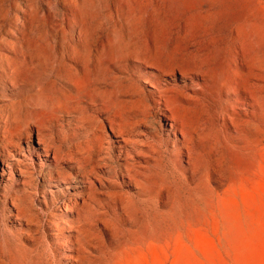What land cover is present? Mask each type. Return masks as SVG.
Wrapping results in <instances>:
<instances>
[{"label":"rangeland","instance_id":"obj_1","mask_svg":"<svg viewBox=\"0 0 264 264\" xmlns=\"http://www.w3.org/2000/svg\"><path fill=\"white\" fill-rule=\"evenodd\" d=\"M150 82L173 89L172 109L192 134L188 146L165 105L155 104ZM225 83L242 85L247 101L235 104ZM112 114L135 130L120 156ZM15 132L26 157L5 146ZM0 135L5 264H55L54 252L61 264H264V0H0ZM104 137L111 147L101 148ZM55 150L75 161L57 168ZM75 150L86 152L85 169L69 154ZM107 166L117 175L107 176ZM13 204L28 222L16 219ZM29 225L40 234V244L28 246L32 255L13 238Z\"/></svg>","mask_w":264,"mask_h":264},{"label":"bare ground","instance_id":"obj_2","mask_svg":"<svg viewBox=\"0 0 264 264\" xmlns=\"http://www.w3.org/2000/svg\"><path fill=\"white\" fill-rule=\"evenodd\" d=\"M119 36V35H118ZM122 36V35H121ZM186 36V35H185ZM118 38V37H117ZM119 38H121V37H119ZM118 38V39H119ZM131 39V38H130ZM135 39V38H134ZM133 40V39H132ZM131 40V41H132ZM136 40V39H135ZM123 41V40H122ZM129 41V40H128ZM134 41V40H133ZM111 42H109V44H110ZM124 43V42H123ZM136 43V42H135ZM138 43V42H137ZM127 44V43H126ZM130 44V43H129ZM133 44V43H132ZM131 45V44H130ZM133 46V45H132ZM134 47V46H133ZM132 47V48H133ZM140 50V49H139ZM136 52V51H135ZM134 52V53H135ZM143 52V51H142ZM133 53V52H132ZM140 54V53H139ZM191 54V53H190ZM135 55V54H134ZM137 55V54H136ZM141 55V54H140ZM145 56V55H144ZM136 57V56H135ZM146 57H148V55L146 56ZM76 58V57H75ZM140 58V57H139ZM150 58V57H149ZM193 58V57H192ZM197 58V57H196ZM133 59H135V58H133ZM82 60H84V58H82ZM99 60V59H98ZM144 60V59H143ZM86 61V60H85ZM97 61V60H96ZM142 61V60H141ZM150 61V60H149ZM148 61V62H149ZM183 61V60H182ZM196 61V60H195ZM194 61V62H195ZM137 62V61H136ZM147 62V63H148ZM198 62V61H197ZM204 62V61H203ZM83 63V62H82ZM87 63V62H86ZM138 63V62H137ZM140 63V62H139ZM182 63V62H181ZM184 63H185V61H184ZM205 63V62H204ZM150 64V63H149ZM149 64H146V65H149ZM195 64H197V63H195ZM202 64V63H201ZM207 64V63H206ZM69 65V64H68ZM67 65V66H68ZM77 65V64H76ZM153 65V64H152ZM185 65H186V63H185ZM205 65V64H204ZM209 65V64H208ZM71 66H72V64H71ZM70 66V67H71ZM157 66V65H156ZM179 66V65H178ZM189 66V65H188ZM75 67V66H74ZM87 67V66H86ZM139 67V66H138ZM148 67V66H147ZM150 67H151V65H150ZM149 67V68H150ZM159 67V66H158ZM169 67V66H168ZM190 67H191V65H190ZM198 67V66H197ZM77 68V67H76ZM152 68H154V67H152ZM156 69H157V67H155ZM162 68V67H161ZM170 68V67H169ZM179 68V67H178ZM184 68H186V67H184ZM205 67L204 66H202V67H198V71L200 72V73H202V75H204L205 77H208L209 75H208V71H207V68H206V70L204 69ZM78 69H80V68H78ZM86 69V68H85ZM138 69V68H137ZM191 69V68H190ZM194 69V68H193ZM71 70V69H70ZM74 70H76V69H74ZM87 70V69H86ZM164 70V69H163ZM162 70V71H163ZM167 70V69H166ZM169 70V69H168ZM167 70V71H168ZM174 71H175V69H173ZM211 70V69H210ZM157 71H158V69H157ZM172 71V70H171ZM180 72H181V70H179ZM185 71V70H184ZM197 71V72H198ZM72 72V71H71ZM75 72V71H74ZM116 72V71H115ZM160 73H161V71H159ZM187 72V71H186ZM191 72H193L192 70H191ZM170 72H168V73H166V74H169ZM174 73V72H173ZM176 73H177V71H176ZM195 73H196V71H195ZM73 74V73H72ZM139 74V73H138ZM143 74V73H142ZM163 74H165V73H163ZM163 74H161V75H163ZM188 74H189V72H188ZM94 75V74H93ZM97 75V74H96ZM95 75V76H96ZM130 75V74H129ZM128 75V76H129ZM171 75H172V73H171ZM183 75V74H182ZM193 75H195V74H193ZM157 76H158V74H157ZM156 76V77H157ZM170 76V75H169ZM210 76H211V74H210ZM210 76H209V78H210ZM74 77V76H73ZM125 77H126V75H125ZM132 77H134V76H132ZM131 77V78H132ZM183 77L186 79V78H190L189 76H187V75H183ZM86 78V77H85ZM84 78V79H85ZM123 78V77H122ZM146 78V77H145ZM153 78V77H152ZM151 78V79H152ZM73 79V78H72ZM124 79V78H123ZM128 79V78H127ZM159 79V78H158ZM192 79V78H191ZM190 79V80H191ZM206 79V78H205ZM218 79V78H217ZM122 80V79H121ZM145 80H147V79H145ZM12 81V80H11ZM68 81V80H67ZM72 81V80H71ZM123 81V80H122ZM129 81V80H128ZM134 81H137L136 79L134 80ZM160 81V80H159ZM207 81V80H206ZM215 81V80H214ZM17 82V81H16ZM73 82V81H72ZM124 82V81H123ZM130 82V81H129ZM133 82V81H132ZM149 82V81H148ZM213 82V81H212ZM232 82L233 81H231V84H232ZM75 83V82H74ZM161 83H162V81H161ZM205 83H207L208 84V81L207 82H205ZM235 83V82H234ZM233 83V87H228V84H230V83H225V84H223L222 85V88H226L227 87V90H230L231 91V94H233L234 95V97L236 98V102H235V104L237 103V102H241V104H243V103H245L246 101L244 100V101H242V99H240L239 98V95L241 94L240 92H241V90H242V88H244L242 85H240V84H234ZM13 84V83H12ZM87 84V83H86ZM117 84V83H116ZM125 84V83H124ZM215 84H217V82L215 83ZM14 85H15V83H14ZM16 85H17V83H16ZM18 86V85H17ZM110 86V85H109ZM108 86V87H109ZM119 87V86H118ZM148 87L150 88V90L152 89L153 90V92L158 96V100H157V102H155V104H157L158 106H161V105H165V107H166V111H167V113H170V115H168V116H170V120L172 121V128L174 129V131H175V134H176V132H179L180 133V135L182 136V138H183V143H185L187 146H188V144H189V141H190V138H192V134H191V131L188 129V127L187 126H185L184 124H182L181 122H180V120L178 119V117H177V115L175 114V112H174V110L172 109V105H171V102H170V97L168 96V94H169V92H171L173 89H171L170 87H168L167 85H164L163 84V86H161L160 84H155V83H152V82H150V83H148ZM17 88V87H16ZM125 88V87H124ZM14 89V88H13ZM20 89V88H19ZM126 89V88H125ZM124 89V90H125ZM16 91V90H15ZM87 91H89V90H87ZM222 91H223V89H222ZM227 92V91H226ZM153 93V94H154ZM223 93V92H222ZM121 94V93H120ZM123 94H125V92H123ZM122 94V95H123ZM131 94H132V92H131ZM130 94V95H131ZM99 95H101V94H99ZM129 95V94H128ZM232 95V96H233ZM120 96V95H119ZM155 96V95H154ZM231 96V97H232ZM17 97V96H16ZM113 97V96H112ZM156 97V96H155ZM92 98V97H91ZM132 98V97H131ZM149 98V97H148ZM123 99V98H122ZM128 99H130V97L128 98ZM156 99H157V97H156ZM133 100H135V99H133ZM147 100V99H146ZM150 100V99H149ZM257 100V96L253 93V92H251L250 93V104L253 106V103H255V101ZM86 101V100H85ZM98 101V100H97ZM119 102H120V100H118ZM125 101L126 100H124V103H125ZM142 101V100H141ZM144 101V100H143ZM232 101V100H231ZM22 103L24 102V100L23 101H21ZM146 102V101H145ZM131 103H133V102H131ZM135 103H137V102H135ZM140 103H142V102H140ZM149 103V102H148ZM231 103V102H230ZM48 104V103H47ZM88 104H89V102H88ZM88 104L86 105V106H88ZM122 104V103H121ZM29 105V104H28ZM93 105V104H92ZM95 105V104H94ZM126 105V104H125ZM124 105V109H125V107H127V105L125 106ZM143 105V104H142ZM148 105V104H147ZM228 105V104H227ZM39 106V105H38ZM97 106V105H96ZM116 106V105H115ZM123 106V105H122ZM157 106V107H158ZM33 107V106H32ZM41 107V106H40ZM42 107H43V105H42ZM93 107V106H92ZM119 107V106H118ZM120 107H121V105H120ZM135 107V106H134ZM136 107H137V104H136ZM139 107V106H138ZM137 107V108H138ZM146 107V106H145ZM152 107H153V105H152ZM151 107V108H152ZM164 107V108H165ZM35 108V107H34ZM44 108V107H43ZM49 108V107H48ZM47 108V109H48ZM149 108V107H148ZM151 108H149V109H151ZM30 109H31V107H30ZM46 109V110H47ZM90 109V108H89ZM93 109V108H92ZM120 109V108H119ZM118 109V110H119ZM122 109V108H121ZM127 109V108H126ZM129 109V108H128ZM132 109V108H131ZM131 109H130V112H131ZM154 109V108H153ZM229 109V108H228ZM32 110H33V108H32ZM41 110H42V108H41ZM115 110V109H114ZM234 110V109H233ZM90 112H91V110H90ZM128 112H129V110H128ZM152 112H153V110H152ZM16 113V112H15ZM18 113V112H17ZM38 113V112H37ZM42 113V112H41ZM127 113V112H126ZM158 113V112H157ZM165 113V112H164ZM9 114H11V113H9ZM34 114V113H33ZM32 114V115H33ZM90 114H92V113H90ZM123 114V113H122ZM148 114H150V112L148 113ZM147 114V115H148ZM166 114V113H165ZM225 114V113H224ZM8 115V114H7ZM38 115V114H37ZM47 115V114H46ZM95 115V114H94ZM101 115V114H100ZM113 115V114H112ZM111 115V117H109V121H110V125H111V129L112 130H114V131H116L117 132V134L120 136V137H122L123 138V140H122V142H124V144H121L120 142H121V140H120V142L119 141H117V140H115V138H114V140H113V138H112V143H113V146H117V145H120L119 147L117 146L116 147V150H117V155L118 156H120L121 154H122V150L123 149H127V145H130L129 144V142H130V138H131V135L132 134H134V132H135V130H133V129H131V128H129V123H126V121L125 120H123V119H121V117L118 115V114H114L113 116ZM143 115V114H142ZM160 115V114H159ZM232 115H233V113L231 114V113H228V115H226L225 116V120L227 121V120H230L231 118H232ZM10 116V115H9ZM35 116V115H34ZM98 116V115H97ZM106 116V115H105ZM8 117V116H7ZM18 117V116H17ZM100 117V116H99ZM107 117V116H106ZM124 117V116H123ZM147 117V116H146ZM146 117H144V118H146ZM149 117V116H148ZM147 117V118H148ZM19 118V117H18ZM39 118V117H38ZM82 118H84V117H82ZM86 118V117H85ZM89 118V117H88ZM96 118V117H95ZM143 118V119H144ZM155 118V117H154ZM157 118V117H156ZM155 118V119H156ZM8 119V118H7ZM6 119V120H7ZM34 119V118H33ZM36 119V118H35ZM52 119V118H51ZM74 119V118H73ZM141 119V118H140ZM11 120H12V118H11ZM14 120V119H13ZM24 120V119H23ZM49 120V119H48ZM47 120V121H48ZM63 120V119H62ZM61 120V121H62ZM100 120H101V118H100ZM105 120V119H104ZM142 120V119H141ZM146 120V119H145ZM150 120V119H149ZM98 121V120H97ZM137 121V120H136ZM136 121H135V123L134 124H136ZM2 122H3V120H2ZM18 122V121H17ZM72 122H73V120H72ZM75 122H77L76 120H75ZM83 122V121H82ZM101 122V121H100ZM132 122V121H131ZM130 122V123H131ZM138 122V121H137ZM149 122V121H148ZM7 123H8V121H7ZM34 123V122H33ZM50 123V122H49ZM81 123V122H80ZM89 123H90V121H89ZM108 124H109V122H107ZM22 124V123H21ZM47 124V123H46ZM53 124V123H52ZM71 124V123H70ZM79 124V123H78ZM101 124H103V123H101ZM105 124V123H104ZM140 124V123H139ZM141 124H142V121H141ZM140 124V125H141ZM151 124H152V121H151ZM34 125V124H33ZM39 125V124H38ZM43 125V124H42ZM53 125H55V124H53ZM60 125V124H59ZM88 125V124H87ZM5 126V125H4ZM16 126V125H15ZM65 126V125H64ZM67 126V125H66ZM86 126V125H85ZM133 126H135V125H133ZM133 126H131V127H133ZM137 126V125H136ZM135 126V127H136ZM159 126V125H158ZM32 127V126H31ZM35 127V126H34ZM38 127V126H37ZM51 127H52V125H51ZM69 127V126H68ZM99 127H101V126H99ZM12 128H14V127H12ZM19 128V127H18ZM30 128V127H29ZM62 128V127H61ZM140 128V127H139ZM171 128V129H172ZM31 129V128H30ZM79 129V127L77 128V130ZM91 129V128H90ZM13 130V129H12ZM11 130V131H12ZM97 130V129H96ZM141 130V129H140ZM151 130V129H150ZM111 131V130H110ZM113 131V132H114ZM137 131V130H136ZM41 132H42V129H40V136H41ZM68 132V131H67ZM83 132H85V131H83ZM10 133V132H9ZM31 133V132H30ZM59 133V132H58ZM105 133V132H104ZM151 133V132H150ZM5 134V133H4ZM7 134V133H6ZM70 134V133H69ZM94 134V133H93ZM96 134V133H95ZM46 135H47V133H46ZM80 135V134H79ZM97 135V134H96ZM137 135V134H136ZM145 135V134H144ZM1 136V135H0ZM2 136H4V135H2ZM20 136H21V134L19 133V132H15V133H11L10 135H7L6 137H5V142H6V144H5V146L8 148V147H10V148H13V147H16V148H18L20 151H21V153H22V155H24L25 157H26V155H25V153L24 152H22L23 151V149H21V146H20V143H18L17 141H16V139H19L20 138ZM25 136V135H24ZM90 136H93V135H90ZM103 136V135H102ZM59 137V136H58ZM98 137V136H97ZM149 137V136H148ZM152 137V136H151ZM30 138V137H29ZM57 138V137H56ZM62 138V137H61ZM77 138H78V136H77ZM81 138V137H80ZM87 138H89V137H87ZM140 138V137H139ZM25 139V138H24ZM67 139H68V137H67ZM74 139V138H73ZM72 139V140H73ZM103 139V142H102V144H101V148L107 143L108 145H109V147H111V141L109 140V138L108 137H104V138H102ZM134 139V138H133ZM143 139V138H142ZM170 139V138H169ZM23 140V139H22ZM59 140V139H58ZM66 140V139H65ZM70 140V139H69ZM139 140V139H138ZM141 140V139H140ZM173 141H174V143H182V141H178V138H174V139H172ZM75 141V140H74ZM92 141H94L93 140V138H92ZM99 141H100V139H99ZM135 141V140H134ZM133 141V142H134ZM50 142V141H49ZM48 142V143H49ZM85 142V141H84ZM83 142V143H84ZM132 142V141H131ZM132 142V143H133ZM138 142V141H137ZM170 142V141H169ZM82 143V142H81ZM93 143V142H92ZM151 143V142H150ZM26 144H27V142H26ZM40 144V143H39ZM79 144V143H78ZM97 144V143H96ZM149 144V143H148ZM148 144H146V145H148ZM161 144V143H160ZM3 145V144H2ZM65 145V144H64ZM80 145V144H79ZM83 145V144H82ZM132 145V144H131ZM136 145H137V143H136ZM140 145V144H139ZM78 146V145H77ZM100 146V145H99ZM142 146V145H141ZM164 146V145H163ZM1 147V146H0ZM51 147V146H50ZM65 147H66V145H65ZM92 147H93V144H92ZM94 147H96V145L94 146ZM93 147V148H94ZM162 147V146H161ZM29 148V147H28ZM77 148V147H76ZM85 148V147H84ZM87 148V147H86ZM107 148V147H106ZM41 149V148H40ZM74 149V148H73ZM88 149V148H87ZM109 149V148H108ZM156 149V148H155ZM160 149V148H159ZM167 149V148H166ZM180 149V148H179ZM188 149V151H189V154H190V150H189V148H187ZM53 150V149H52ZM77 150V149H76ZM76 150L75 151H68L69 152V154L71 153V154H76V157H78L77 158V161L80 163V166H79V169H85L86 168V166H87V162H86V160H85V158H84V153L86 154V152H82V153H79V152H76ZM78 150H80V148L78 149ZM77 150V151H78ZM85 150V149H84ZM83 150V151H84ZM103 150V149H102ZM137 150V149H136ZM5 151V150H4ZM9 151V150H8ZM18 151V150H17ZM44 151V150H43ZM45 151H46V155L47 154H49V148H47V149H45ZM81 151V150H80ZM97 151V150H96ZM104 151V150H103ZM159 151V150H158ZM7 152V151H6ZM30 152H32L33 154H35L38 158H40L42 155H41V153H40V151L37 149V148H33L32 150L30 149ZM61 152V151H60ZM63 152V151H62ZM68 152L66 153V154H68ZM88 152V151H87ZM102 152V151H101ZM135 152V151H134ZM139 152H141V151H139ZM143 152V151H142ZM152 152H154V151H152ZM160 152V151H159ZM161 152L162 153H164V150H161ZM2 153V152H1ZM18 153V152H17ZM93 153V152H92ZM126 153V152H125ZM130 153V152H129ZM172 153V152H171ZM175 153V152H174ZM9 154H10V151H9ZM95 154V153H94ZM101 154V153H100ZM127 154H128V150H127ZM134 154V153H133ZM141 154V153H140ZM147 154V153H146ZM149 154V153H148ZM153 154V153H152ZM155 154V156L156 155H158L159 153L158 152H155L154 153ZM168 154V153H167ZM19 155V154H18ZM89 155H91V154H89ZM106 155V154H105ZM112 155V154H111ZM161 155V154H160ZM4 156H6V155H4ZM143 156H144V154H143ZM146 156H148V155H146ZM150 156V155H149ZM10 159L11 160H14V158H12V155H10ZM86 157H88V156H86ZM95 157H98V156H95ZM135 156H133V158H134ZM140 157H141V155H140ZM170 157V156H169ZM168 157V158H169ZM47 158V157H46ZM52 158V157H51ZM53 158L55 159V161H56V163H57V168H59V161L60 160H62V159H70L69 161H67V162H72V161H75V159H74V157L72 156V157H69L68 155H62V154H60L57 150H55V152H54V156H53ZM128 158V157H127ZM145 158H147V157H145ZM144 157H143V159H145ZM151 158H152V155H151ZM163 158H164V156H163ZM8 159V158H7ZM74 159V160H73ZM124 159V158H123ZM129 159V158H128ZM136 159V158H135ZM142 159V158H141ZM100 160H102V159H100ZM125 160H126V158H125ZM152 160H154L153 158H152ZM157 160V159H156ZM18 161H20V160H18ZM96 161V160H95ZM104 161L105 162H107V161H109L110 163L112 162V159L111 158H105L104 159ZM121 161V160H120ZM140 161V160H139ZM16 162V161H15ZM23 162V161H22ZM63 162V161H62ZM66 162V163H67ZM98 162V161H97ZM108 162V163H109ZM129 162V161H128ZM136 162V161H135ZM138 162V161H137ZM136 162V163H137ZM157 162V161H156ZM159 162V161H158ZM158 162H157V165H158ZM6 163V162H5ZM53 163H55V162H53ZM74 163V162H73ZM95 163V162H94ZM8 164V163H7ZM6 164V165H7ZM76 164V163H75ZM92 164H93V162H92ZM97 164V163H96ZM126 164V163H125ZM130 164V163H129ZM129 164H128V166H129ZM133 164V163H132ZM135 164V163H134ZM145 164V163H144ZM143 164V165H144ZM61 165V164H60ZM70 165H71V163H70ZM76 165V166H77ZM99 165V164H98ZM17 166V165H16ZM53 166H55V165H53ZM96 166V165H95ZM127 166V165H126ZM152 166V165H151ZM23 167V166H22ZM56 167V166H55ZM92 167V166H91ZM91 167H90V169H91ZM98 167V166H97ZM100 167H101V165H100ZM110 170H108L107 172H106V175L107 176H115V175H117V171H116V169L115 168H113V167H110V166H107ZM118 167V166H117ZM145 167V166H144ZM149 167V166H148ZM6 168V167H5ZM9 168V167H8ZM18 168V167H17ZM64 168V167H63ZM63 168H61V169H63ZM133 168H134V166H133ZM147 168V167H146ZM53 169H55V168H53ZM78 169V168H77ZM89 169V168H88ZM102 169V168H101ZM119 169V168H118ZM24 170V169H23ZM49 170V169H48ZM120 170V169H119ZM125 170V169H124ZM123 170V171H124ZM133 170V169H132ZM131 170V171H132ZM134 170H135V168H134ZM56 171V170H55ZM63 171H64V169H63ZM86 171H88V170H86ZM131 171L129 170V168L127 169L126 168V172L128 173L127 174V176H128V179L130 180V182H132L134 185H135V187L136 188H138L139 187V185H140V183H139V181H138V179L135 177V175L134 174H132L131 173ZM24 172V171H23ZM89 172V171H88ZM134 172V171H133ZM141 172V171H140ZM59 173V172H58ZM57 173V174H58ZM78 173V172H77ZM90 173H93V174H95V175H98V170H97V168H92L91 169V172ZM123 173V172H122ZM150 173V172H149ZM50 174V173H49ZM52 174H53V172H52ZM81 174V173H80ZM82 174H84V173H82ZM147 174V173H146ZM12 175V174H11ZM21 175V174H20ZM22 175H23V173H22ZM26 175V174H25ZM59 175H60V173H59ZM63 175H64V173H63ZM101 175V174H100ZM69 176H72V175H69ZM123 176H124V174H123ZM122 176V179H124V177ZM126 176V175H125ZM126 176V177H127ZM56 177H57V175H56ZM89 177V176H88ZM87 177V178H88ZM105 177V176H104ZM141 177V176H140ZM83 178V177H82ZM85 178V177H84ZM83 178V179H84ZM92 178V177H91ZM144 178H145V176H144ZM52 179V178H51ZM67 179V178H66ZM71 179V178H70ZM58 180V179H57ZM57 180H53V181H57ZM63 180H64V176H63ZM62 180V181H63ZM119 180V179H118ZM147 180V179H146ZM49 181V180H48ZM52 181V180H51ZM61 181V180H60ZM66 181V180H65ZM71 181V180H70ZM113 181V180H112ZM117 181V180H116ZM77 182H78V180H77ZM88 183H90V180H89V178H88V181H87ZM26 183V182H25ZM76 183V182H75ZM87 183V184H88ZM113 183V182H112ZM115 183V182H114ZM83 184V183H82ZM109 184H111V183H109ZM117 184V183H116ZM131 184V183H130ZM145 184H147V183H145ZM114 185V184H113ZM27 186V185H26ZM88 186V185H87ZM96 186V185H95ZM94 186V187H95ZM119 186V185H118ZM117 186V187H118ZM93 187V188H94ZM102 187V186H101ZM100 187V188H101ZM110 188V187H109ZM146 188V187H145ZM102 189V188H101ZM103 189H104V187H103ZM137 190V189H136ZM118 191V190H117ZM84 192V191H83ZM112 192V191H111ZM121 192H122V190H121ZM125 192V191H124ZM108 193H110V192H108ZM114 193V192H113ZM87 194V193H86ZM118 194H119V192H118ZM124 194V193H123ZM105 195V194H104ZM81 196H83L82 194H81ZM80 196V197H81ZM97 196H98V193H97ZM113 196H116V195H113ZM120 197H121V193H120V195H119ZM119 196H118V200H119ZM6 197V196H5ZM16 197V196H15ZM99 197V196H98ZM19 198V197H18ZM16 199V198H15ZM101 199V198H100ZM106 199V198H105ZM112 199H115V198H112ZM16 201V200H15ZM20 201V200H19ZM19 201H17V202H19ZM88 201V200H87ZM91 201V200H90ZM112 201V200H111ZM69 202V201H68ZM102 202V201H101ZM119 202V201H118ZM15 203V202H14ZM21 203V202H20ZM95 203V202H94ZM113 203V202H112ZM125 203V202H124ZM78 204V203H77ZM87 203H86V199L84 198V203H83V206H85ZM119 204V203H118ZM122 204V203H121ZM14 205V208H16V210H17V214H16V219H21V218H23L24 217V212H23V210L20 208V206L19 205H15V204H13ZM69 205V204H68ZM70 205H72L71 203H70ZM112 205V204H111ZM97 206V205H96ZM71 207V206H70ZM70 207H69V209H70ZM76 207L77 208H79L77 205H76ZM90 207V206H89ZM66 208V207H65ZM77 208H75V209H77ZM114 208V207H113ZM126 208V207H125ZM73 209V208H72ZM80 209H82V208H80ZM97 210H99V209H97ZM82 211V210H81ZM75 212H77V210L75 211ZM80 213V212H79ZM23 215V216H22ZM103 215H104V213H103ZM10 216V215H9ZM80 216V215H79ZM77 217V216H76ZM9 218V217H8ZM11 218V217H10ZM91 218H93L92 216H91ZM24 219H26L25 217L23 218V220ZM94 219V218H93ZM27 220V222L29 221L28 219H26ZM21 221V220H20ZM19 221V222H20ZM31 221H32V219H31ZM95 221V220H94ZM34 222V219H33V221H32V223ZM31 223V224H32ZM75 223V222H74ZM30 226V225H29ZM87 226V225H86ZM36 228H39V225H38V227H36ZM35 227H29V230L28 231H25V232H23V231H19L18 233H17V235H15V236H13V238H15L17 241H19V246L23 249V250H25V251H27V252H29V253H31V255H32V253L35 251V249H32V248H30V247H28L31 243H34V244H32L33 246L35 245H37V244H40V243H38V238H36V235L35 234H37V233H33V231H34V229H36ZM26 229H27V227H26ZM32 229H33V231H32ZM40 229H41V227H40ZM37 231V230H36ZM35 231V232H36ZM13 232V231H12ZM43 232V231H42ZM39 234V233H38ZM62 234V233H61ZM40 235V234H39ZM38 235V236H39ZM59 236V235H58ZM63 236V235H62ZM45 237V236H44ZM43 237V238H44ZM59 238V237H58ZM60 238H62V237H60ZM77 238V237H76ZM46 241V240H45ZM76 241V240H75ZM77 241H78V238H77ZM59 243H61V242H59ZM75 243V242H74ZM78 243V242H77ZM46 244V243H45ZM43 245V244H42ZM48 245V244H47ZM67 244L66 243H63L62 244V247H64V246H66ZM73 245V244H72ZM62 247H60L61 249H62ZM65 248V247H64ZM53 249V248H52ZM66 250V249H65ZM53 251H55V250H53ZM38 252V251H37ZM73 252H74V250H73ZM31 255H30V257H31ZM52 258L51 259H53V262L55 263V264H61L62 262H61V253L60 252H54L52 255H50ZM64 256V255H63ZM64 261L65 260H69V259H74L72 256H67V257H64V258H62ZM8 261V260H7ZM74 262V261H73ZM5 263H8V262H4V260H2L1 258H0V264H5ZM83 263V262H82ZM11 264H20V263H16V262H13V263H11ZM28 264H33V261H29L28 262Z\"/></svg>","mask_w":264,"mask_h":264}]
</instances>
